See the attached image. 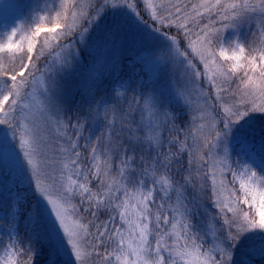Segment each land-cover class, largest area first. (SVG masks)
I'll return each instance as SVG.
<instances>
[{"label": "snow or ice", "instance_id": "snow-or-ice-1", "mask_svg": "<svg viewBox=\"0 0 264 264\" xmlns=\"http://www.w3.org/2000/svg\"><path fill=\"white\" fill-rule=\"evenodd\" d=\"M28 9L0 27V264H264V0ZM117 45L152 77L98 95Z\"/></svg>", "mask_w": 264, "mask_h": 264}, {"label": "rangeland", "instance_id": "rangeland-1", "mask_svg": "<svg viewBox=\"0 0 264 264\" xmlns=\"http://www.w3.org/2000/svg\"><path fill=\"white\" fill-rule=\"evenodd\" d=\"M2 3L7 6V8L9 9V12L6 14H0V27H2L4 24H8L9 26H11L13 23H15V24L23 23L25 25H27L29 23L28 17L30 15V13H29L28 5L34 4L35 0H10V4H9V0H0V4H2ZM108 19L110 20V17ZM95 35H99V30H97V32L94 33V36ZM130 48H131V52H129V53L131 54V56H133V58H136L138 49L135 47H131V46H130ZM127 49H128V47L121 50L119 45H117L118 55H117L115 60H114L115 57L113 58L114 61L112 62L114 67L120 66V59L123 57L124 53H126ZM88 51H92V49H89ZM83 63H85L88 67L90 66V61L88 58H85ZM125 64L130 67V71H128V73L123 72L121 74H117L116 77L121 76V75L126 77L130 74L135 75L137 77H143L145 75V72L142 71L140 65L137 63V61H135V59H134V61H131L128 59V60H126ZM135 64H137V65H135ZM105 65L106 64L101 62L100 64L95 65V67L96 68H104ZM89 68H91V67H89ZM85 69H88V68H85ZM164 78H166V76L162 75V79H164ZM233 159H235V157H233ZM243 207L246 208V206H243ZM0 215H3V213L0 212ZM23 222L24 221H21V225ZM0 235L3 236V239L0 240V255H3L4 246L8 242V237L6 235H3V230H0ZM20 235L22 237L21 231H20ZM257 259H259V258H257Z\"/></svg>", "mask_w": 264, "mask_h": 264}, {"label": "trees", "instance_id": "trees-1", "mask_svg": "<svg viewBox=\"0 0 264 264\" xmlns=\"http://www.w3.org/2000/svg\"><path fill=\"white\" fill-rule=\"evenodd\" d=\"M9 4H10V0H9ZM9 12V9L7 8V6L5 4H0V14H6ZM95 48V46H94ZM94 48L92 49V51H88V52H91L92 55H98V54H104V55H107L109 53V48H111V46L109 45L107 48H101V49H98V50H94ZM89 50V49H88ZM131 52V48L130 46H128V49L126 51V53H124L123 57L120 59V66H113V61L116 59L118 53H117V46L116 48L111 52V55L112 57L114 58V60L112 59L109 63H107L105 65L104 68H100L102 71H103V74H104V77L107 78V80H105V84L104 85H101V90L100 92L98 93V95H103L104 94V87L105 85L113 78L116 77L117 74H121L123 72H126L128 73V71H130V67L128 65H126V60H131V61H137V63L139 64V61H138V57L136 56V58H133V56H131V54L129 53ZM126 56V57H125ZM85 58H88L89 61H90V66L89 67H93V63H92V56H89L86 54ZM103 62L102 60L100 61V63ZM98 63V64H100ZM104 63V62H103ZM137 65V64H135ZM140 65V64H139ZM88 67V68H89ZM117 67V68H116ZM141 67V66H140ZM115 68V69H114ZM142 69V68H141ZM88 69H85V71H87ZM143 72H145V74H148V78L151 79L152 77V72L149 71V69L147 67L143 68L142 70ZM167 74V70H164V72L162 73L163 76H166ZM31 202V201H30ZM23 224L24 222L22 223L21 225V233H22V237L24 236V228H23Z\"/></svg>", "mask_w": 264, "mask_h": 264}]
</instances>
